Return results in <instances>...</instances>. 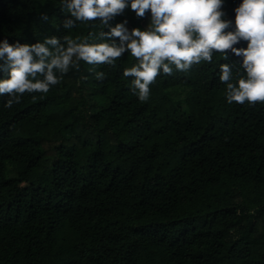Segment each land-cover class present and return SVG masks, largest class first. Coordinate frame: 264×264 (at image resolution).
<instances>
[{"label":"trees","instance_id":"trees-1","mask_svg":"<svg viewBox=\"0 0 264 264\" xmlns=\"http://www.w3.org/2000/svg\"><path fill=\"white\" fill-rule=\"evenodd\" d=\"M240 2L225 0L228 19ZM60 8L0 0V40L107 31L63 29ZM124 19L149 23L129 9L111 23ZM226 52L157 76L146 101L122 75L127 52L11 107L0 96V264H264V104L226 101L219 65L243 75Z\"/></svg>","mask_w":264,"mask_h":264},{"label":"clouds","instance_id":"clouds-1","mask_svg":"<svg viewBox=\"0 0 264 264\" xmlns=\"http://www.w3.org/2000/svg\"><path fill=\"white\" fill-rule=\"evenodd\" d=\"M59 4L67 13L63 29L99 20L107 31L95 34L98 42L68 35L46 36L34 43L0 40V96L8 95L6 106L18 103L25 92L47 93L71 68H78L79 61L112 65L126 52L135 63L122 75L132 77L131 91L146 101L157 76L211 62L214 53L227 58L226 50L242 57L243 69L233 82V64L219 65L226 101L264 104V0H241L233 9L234 20L227 18L225 0H59ZM126 9L141 18L148 13L147 26L130 29L127 19L113 25L111 21ZM40 18L48 16L41 13ZM233 23L234 30L226 31ZM241 40L246 47L235 46ZM95 75L103 79L105 74Z\"/></svg>","mask_w":264,"mask_h":264}]
</instances>
